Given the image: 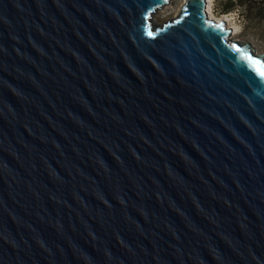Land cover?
I'll return each instance as SVG.
<instances>
[{"label":"water","instance_id":"1","mask_svg":"<svg viewBox=\"0 0 264 264\" xmlns=\"http://www.w3.org/2000/svg\"><path fill=\"white\" fill-rule=\"evenodd\" d=\"M169 1L0 0V264H264V52Z\"/></svg>","mask_w":264,"mask_h":264},{"label":"rangeland","instance_id":"2","mask_svg":"<svg viewBox=\"0 0 264 264\" xmlns=\"http://www.w3.org/2000/svg\"><path fill=\"white\" fill-rule=\"evenodd\" d=\"M185 2L186 0H170L166 6L159 8L155 12L153 16L154 20L158 22V25H160L178 18ZM210 11L212 12L216 20H226L227 25L233 29L231 37L240 41L250 42L251 44H253L256 50H258L259 52H264V41H261L260 37H258L257 35L259 34L262 24L257 28L253 26L250 29H246L243 25L242 20L239 19V14H219L216 9L215 0H211Z\"/></svg>","mask_w":264,"mask_h":264},{"label":"trees","instance_id":"3","mask_svg":"<svg viewBox=\"0 0 264 264\" xmlns=\"http://www.w3.org/2000/svg\"><path fill=\"white\" fill-rule=\"evenodd\" d=\"M216 9L221 15L237 13L246 29L262 27L258 37L264 41V0H215ZM245 30V29H244Z\"/></svg>","mask_w":264,"mask_h":264},{"label":"bare ground","instance_id":"4","mask_svg":"<svg viewBox=\"0 0 264 264\" xmlns=\"http://www.w3.org/2000/svg\"><path fill=\"white\" fill-rule=\"evenodd\" d=\"M210 3H211V0H209V4H208V12H209L210 16L214 18L212 12L210 11ZM153 23H154L156 26L158 25V22H157L156 20H154V18H153ZM231 29H232V28H231ZM232 30H233V29H232Z\"/></svg>","mask_w":264,"mask_h":264},{"label":"snow or ice","instance_id":"5","mask_svg":"<svg viewBox=\"0 0 264 264\" xmlns=\"http://www.w3.org/2000/svg\"><path fill=\"white\" fill-rule=\"evenodd\" d=\"M218 27H223V26H218ZM151 35V33H149ZM257 63H259V61H257ZM261 76H264V71H261Z\"/></svg>","mask_w":264,"mask_h":264}]
</instances>
